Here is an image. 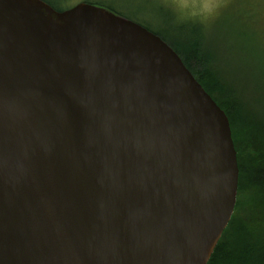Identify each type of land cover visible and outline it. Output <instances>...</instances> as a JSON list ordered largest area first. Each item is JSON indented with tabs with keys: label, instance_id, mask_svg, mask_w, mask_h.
<instances>
[{
	"label": "water",
	"instance_id": "1",
	"mask_svg": "<svg viewBox=\"0 0 264 264\" xmlns=\"http://www.w3.org/2000/svg\"><path fill=\"white\" fill-rule=\"evenodd\" d=\"M239 179L229 117L160 36L0 0V264H209Z\"/></svg>",
	"mask_w": 264,
	"mask_h": 264
},
{
	"label": "trees",
	"instance_id": "2",
	"mask_svg": "<svg viewBox=\"0 0 264 264\" xmlns=\"http://www.w3.org/2000/svg\"><path fill=\"white\" fill-rule=\"evenodd\" d=\"M181 32L185 37L176 42L155 34L179 54L226 112L240 169L235 214L209 264H264V50L250 53L252 62L245 65L243 72L230 68L220 54L205 44L202 26L187 27ZM196 68L208 69L209 74L197 75Z\"/></svg>",
	"mask_w": 264,
	"mask_h": 264
},
{
	"label": "rangeland",
	"instance_id": "3",
	"mask_svg": "<svg viewBox=\"0 0 264 264\" xmlns=\"http://www.w3.org/2000/svg\"><path fill=\"white\" fill-rule=\"evenodd\" d=\"M43 1L61 11L81 3L103 7L154 34H162L170 42L185 37L181 30L200 25L204 30L205 44L220 54L230 68L236 67L243 72L245 65L252 62L250 53L264 50V0ZM194 71L200 76L209 74L204 68Z\"/></svg>",
	"mask_w": 264,
	"mask_h": 264
}]
</instances>
